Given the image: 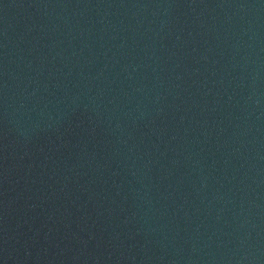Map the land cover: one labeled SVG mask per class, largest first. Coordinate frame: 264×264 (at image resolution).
<instances>
[{
  "label": "water",
  "instance_id": "obj_1",
  "mask_svg": "<svg viewBox=\"0 0 264 264\" xmlns=\"http://www.w3.org/2000/svg\"><path fill=\"white\" fill-rule=\"evenodd\" d=\"M0 264H264V0H0Z\"/></svg>",
  "mask_w": 264,
  "mask_h": 264
}]
</instances>
